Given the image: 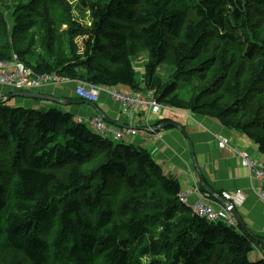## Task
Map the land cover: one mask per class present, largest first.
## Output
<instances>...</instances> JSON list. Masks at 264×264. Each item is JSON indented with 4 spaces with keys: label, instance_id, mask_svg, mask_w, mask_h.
I'll return each instance as SVG.
<instances>
[{
    "label": "trees",
    "instance_id": "trees-1",
    "mask_svg": "<svg viewBox=\"0 0 264 264\" xmlns=\"http://www.w3.org/2000/svg\"><path fill=\"white\" fill-rule=\"evenodd\" d=\"M16 60L155 89L264 154V0H0V61ZM1 101L0 264H264L251 256L264 237L194 214L181 182L126 142L138 127L115 141L68 110Z\"/></svg>",
    "mask_w": 264,
    "mask_h": 264
},
{
    "label": "crops",
    "instance_id": "crops-1",
    "mask_svg": "<svg viewBox=\"0 0 264 264\" xmlns=\"http://www.w3.org/2000/svg\"><path fill=\"white\" fill-rule=\"evenodd\" d=\"M143 62V60L137 61L139 65L137 67H143ZM11 63L13 64L14 61ZM75 87V82L67 80L62 86L45 84L29 90H20L0 82V101L3 100L1 102L8 106V101H13L12 107L34 109L57 107L74 113L76 117L87 119H93L102 113L108 126L114 131L130 124L138 127L140 132L134 136H127L126 142L149 150L162 166L164 173L181 182L182 192L185 193L190 204L200 200L201 195L215 196L224 190L243 189L246 199L237 209L251 235L256 238L264 237V200L253 189V186L259 187L260 182L252 177L249 170L241 166L236 149H245L253 157L261 160L264 159V155L259 151L258 145L246 134L226 127L216 118L171 106H166L163 118L171 119L178 126L161 129L164 124L158 127L154 125V122L162 119L157 117L156 113L150 115L153 123L151 124L143 113L123 114L119 103L107 90L101 92L99 103L91 104L76 95ZM112 88L122 92H135L127 85ZM150 91L154 90L137 92L147 94ZM82 103L86 104L82 105ZM144 124L152 133L141 131ZM153 129L157 131L153 132ZM216 133L230 137L231 145L220 148ZM107 137L111 139L113 135L109 134ZM196 186L199 188V193L193 191ZM238 229L240 232V229L246 231L242 225ZM251 256L253 260L264 258V251L262 248H257Z\"/></svg>",
    "mask_w": 264,
    "mask_h": 264
},
{
    "label": "built area",
    "instance_id": "built-area-1",
    "mask_svg": "<svg viewBox=\"0 0 264 264\" xmlns=\"http://www.w3.org/2000/svg\"><path fill=\"white\" fill-rule=\"evenodd\" d=\"M66 81V79H63V76L56 72L38 74L32 68L26 67L21 63H14L12 65L9 62L0 61V82L3 84H10L22 89L40 87L47 83L62 85ZM101 89L102 87H99L98 85L79 81L76 93H78L85 100L96 102L99 98ZM108 91H110L113 97L120 102L124 110L132 109L140 111L141 108L145 107L147 110L149 109L156 114L161 111V105L156 101L154 91L148 92L147 95L141 93L126 94L112 89ZM90 124L100 134H105L108 131L114 132L116 139H122L127 135L136 133V130L132 127H124L114 131L109 128L102 116H97L90 122ZM224 141H228V139L221 138V146L225 145ZM241 157L242 164L245 167L254 170L256 177L260 179L262 186L258 190V194L262 199H264V163L256 162L247 152H242ZM224 195L227 198L232 199L236 204H241L245 198L241 191L234 194L227 192L224 193ZM181 200L185 201L186 199L182 196ZM193 210L196 215L206 218L209 221H223L228 225H237V221L230 211V206L220 205L219 207H214L212 204L203 199L193 206Z\"/></svg>",
    "mask_w": 264,
    "mask_h": 264
},
{
    "label": "rangeland",
    "instance_id": "rangeland-1",
    "mask_svg": "<svg viewBox=\"0 0 264 264\" xmlns=\"http://www.w3.org/2000/svg\"><path fill=\"white\" fill-rule=\"evenodd\" d=\"M75 1V0H74ZM81 40V39H80ZM144 61L145 60V58H140V59H138V61ZM136 71L138 72L137 73V78H139V79H142L143 78V73H144V67H137L136 68ZM161 71V73H166V69H161L160 70ZM3 84V83H2ZM6 85H9V86H12V85H10V84H6ZM12 87H15V86H12ZM15 88H17V87H15ZM17 89H20V88H17ZM29 89H32V88H22V89H20V90H29ZM109 90H114V88H112V87H109L108 88ZM153 90H155V89H153ZM189 90V88H187V89H185V90H183L182 92H181V95L182 96H188L187 95V91ZM8 103H9V106H13V101H8ZM99 103V102H98ZM84 104H86V103H82V105H84ZM17 107H20V106H17ZM141 113H148L147 111H142ZM157 117H161V114L160 115H158ZM149 120V119H148Z\"/></svg>",
    "mask_w": 264,
    "mask_h": 264
},
{
    "label": "bare ground",
    "instance_id": "bare-ground-1",
    "mask_svg": "<svg viewBox=\"0 0 264 264\" xmlns=\"http://www.w3.org/2000/svg\"><path fill=\"white\" fill-rule=\"evenodd\" d=\"M11 68V67H10ZM63 79H66V80H68V81H73L72 79H70V78H68V77H65V76H63ZM87 83H89V82H87ZM90 84H92V83H90ZM122 92V91H121ZM76 95H78L80 98H81V100H83V101H85L84 100V98L83 97H81L78 93H76ZM156 101H157V99H156ZM60 102H64L62 99H60ZM158 102V101H157ZM142 111H147L148 112V110L145 108V107H143V108H141L140 109V112H142ZM149 113V112H148ZM174 125H177L176 123H174ZM165 127H168V124H164V125H162L161 126V129L162 128H165ZM153 132H156L157 130L156 129H153L152 130ZM109 134H112L113 135V137L111 138L112 140H115V141H123V140H121V139H116L115 138V133L114 132H112V131H108V132H106L104 135H109ZM126 137V136H125ZM217 137H218V135H217ZM224 143L226 144V145H230V143L228 142V141H224Z\"/></svg>",
    "mask_w": 264,
    "mask_h": 264
},
{
    "label": "water",
    "instance_id": "water-1",
    "mask_svg": "<svg viewBox=\"0 0 264 264\" xmlns=\"http://www.w3.org/2000/svg\"><path fill=\"white\" fill-rule=\"evenodd\" d=\"M18 94H21L23 95V93H18ZM25 95H30V93H25ZM60 100V99H58ZM230 206V209L231 211L234 213V215L236 216V218L238 219V221L243 225V227H246L245 223L243 222V218L242 216L240 215L239 211L237 210V208L232 205V204H229ZM247 228V227H246ZM248 232H250L248 229H246Z\"/></svg>",
    "mask_w": 264,
    "mask_h": 264
},
{
    "label": "clouds",
    "instance_id": "clouds-1",
    "mask_svg": "<svg viewBox=\"0 0 264 264\" xmlns=\"http://www.w3.org/2000/svg\"><path fill=\"white\" fill-rule=\"evenodd\" d=\"M47 84H52V83H47ZM52 85H56V84H52ZM56 86H62V85H56ZM41 87V86H40ZM216 197H219L218 195H216ZM235 202H228V203H224V204H222L223 206H229V204H234ZM230 211H231V209H230Z\"/></svg>",
    "mask_w": 264,
    "mask_h": 264
}]
</instances>
